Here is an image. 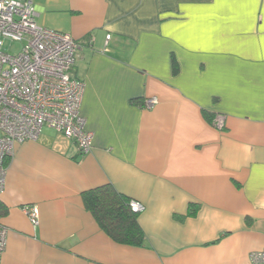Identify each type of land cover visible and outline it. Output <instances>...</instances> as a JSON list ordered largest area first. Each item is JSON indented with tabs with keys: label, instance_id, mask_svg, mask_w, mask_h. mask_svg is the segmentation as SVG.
Wrapping results in <instances>:
<instances>
[{
	"label": "crops",
	"instance_id": "1",
	"mask_svg": "<svg viewBox=\"0 0 264 264\" xmlns=\"http://www.w3.org/2000/svg\"><path fill=\"white\" fill-rule=\"evenodd\" d=\"M33 3L39 25L80 44L72 72L94 137L87 154L49 127L16 146L2 264H249L264 248V0ZM103 185L144 203L142 245L86 207Z\"/></svg>",
	"mask_w": 264,
	"mask_h": 264
},
{
	"label": "built area",
	"instance_id": "2",
	"mask_svg": "<svg viewBox=\"0 0 264 264\" xmlns=\"http://www.w3.org/2000/svg\"><path fill=\"white\" fill-rule=\"evenodd\" d=\"M36 18L33 0H0V196L16 146L38 141L44 127L74 141L80 154L92 149L94 134L81 112L86 84L72 72L80 44L69 33L39 25ZM7 40L22 46L8 52ZM158 102L152 97L146 107ZM218 125V129L225 125L223 116H218ZM130 206L137 213L146 208L137 200H131ZM23 210L35 226L40 223L37 206ZM7 241L8 228L0 222V264ZM249 261L264 264V248L252 251Z\"/></svg>",
	"mask_w": 264,
	"mask_h": 264
},
{
	"label": "trees",
	"instance_id": "3",
	"mask_svg": "<svg viewBox=\"0 0 264 264\" xmlns=\"http://www.w3.org/2000/svg\"><path fill=\"white\" fill-rule=\"evenodd\" d=\"M207 115V114H206ZM211 117V116H210ZM210 122L218 125V116L213 115ZM225 125L221 126L223 129ZM86 207L92 212L100 227L115 241L140 246L145 233L138 221L139 213L131 209V199L119 193L112 185H103L83 192ZM3 209L0 208V215ZM190 211L189 214H194Z\"/></svg>",
	"mask_w": 264,
	"mask_h": 264
},
{
	"label": "rangeland",
	"instance_id": "4",
	"mask_svg": "<svg viewBox=\"0 0 264 264\" xmlns=\"http://www.w3.org/2000/svg\"><path fill=\"white\" fill-rule=\"evenodd\" d=\"M21 46L22 44L19 42H12V41L7 40L4 43V50L8 52H16L17 50H19Z\"/></svg>",
	"mask_w": 264,
	"mask_h": 264
}]
</instances>
